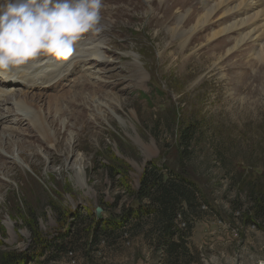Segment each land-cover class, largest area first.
Returning a JSON list of instances; mask_svg holds the SVG:
<instances>
[{
    "label": "rangeland",
    "instance_id": "374dc122",
    "mask_svg": "<svg viewBox=\"0 0 264 264\" xmlns=\"http://www.w3.org/2000/svg\"><path fill=\"white\" fill-rule=\"evenodd\" d=\"M129 1L139 17L132 22L122 15L125 3L102 0L101 19L121 11L120 35L101 37L99 24L83 35L100 42L106 59L83 63L65 87L14 88L12 99L10 89L2 93L10 103L0 114L9 117L25 91L59 97L67 110L48 123L52 146L25 118L24 126L15 123L20 117L13 124L0 118V264H172L155 249L147 225L141 222L137 233L130 212L151 164L187 172L209 201L194 229L210 223L222 230L216 241L189 237L181 264H264V217L252 200L264 189V62L250 50L230 56L209 46L211 29L182 51L181 36L164 38L150 27L146 0ZM192 1L200 6L187 0L188 8ZM222 57L228 59L224 81L214 72V60ZM133 65L143 79L134 78ZM83 73L98 90L82 84ZM73 79L78 87H71ZM73 94L83 98L68 103ZM12 125L16 132L3 129Z\"/></svg>",
    "mask_w": 264,
    "mask_h": 264
},
{
    "label": "bare ground",
    "instance_id": "6f19581e",
    "mask_svg": "<svg viewBox=\"0 0 264 264\" xmlns=\"http://www.w3.org/2000/svg\"><path fill=\"white\" fill-rule=\"evenodd\" d=\"M116 2L119 4L125 3L124 5L125 7L123 8V10L124 9L127 10L128 13H124L122 15L126 16L129 22L136 21L137 19H139V17L134 15V12L136 11L137 7L131 6L132 5L131 1L116 0ZM192 2L190 3L192 4ZM197 3H200V6L194 3L193 5L194 7L188 8L187 0H146L145 4L149 8V10L145 14L149 15L148 23L150 24V27H154L156 33L160 29L162 33V37L164 38L169 37L175 39V37H178V35L181 36L182 37L181 40H183L182 43L183 47L181 48L182 51L183 50L186 51L191 45V43H193L194 39H197L200 34H208L211 32L209 31V29H211L212 32L210 33V35H208L209 46L210 45L214 46L213 44H217L219 48H222L221 49L222 52L223 50H225L230 56L242 49L246 51L250 50V52L252 53V57H254V59L262 63L264 62V0H220L219 2L218 0H204V3H202V1L199 0ZM120 13L121 11L116 12V10H114L110 14L112 20L107 21L105 18H102L100 20L99 25H102L104 28V32L101 34V37H108V36L117 37L122 33L123 30L122 27L118 26V21L122 17ZM194 15H197L196 20L192 19ZM175 19L176 21L173 22V20ZM230 37H232L233 39L231 40ZM224 38H229L228 42H230V44L226 43L223 40ZM94 41H97L96 44L94 43ZM85 43L89 45L88 46L89 49L83 48ZM99 43L100 42L98 40L92 37L85 40L82 36L81 39L78 40L74 46L73 54L76 55L75 58L69 64L65 65V67L59 74H57L54 77H48L44 80L43 84L46 87L45 91H47L49 87L50 89L52 88L51 90H53V87L58 88L61 87L63 84H64L63 87H65L67 85V82L70 81L72 75H74L79 70L81 71L84 67L83 63H86V61H90L92 57H93L92 61L95 64H99V62H101L103 59H106V57L103 56V52H104V50H102L103 47L101 46V44L99 45ZM204 46L202 45V47ZM253 46H256L255 49L253 48ZM173 48L174 47L172 46V44L165 45V51L163 55L165 56V54H167ZM200 48L201 47H199L198 50ZM192 54L193 53L191 52L189 56L192 57ZM193 55L195 57L198 56L197 53L196 55L195 54ZM207 60L210 59L208 58ZM139 61L140 59L138 58V62ZM225 61H228L227 57L217 58L214 60V63L216 64L214 68V72H216L220 76L222 81L226 80L225 79L226 74L222 70V65L225 64ZM231 64L230 67H232ZM18 68L21 67L18 66ZM133 68L134 69L132 71H133V75H135L134 78H136L137 80L143 79L144 74L142 72L138 73L137 66L133 65ZM40 71L43 72V69ZM40 71L36 72V74H40L41 73ZM238 77H240L239 81H245L243 74H239ZM80 78L84 80V82L82 83L83 85L85 86L90 85V88L95 87L96 90H98V86L95 83H90L89 76H85V73H83L81 76L78 77V79ZM54 82L55 84L53 85ZM73 85L74 87H78L74 79L71 84V87H73ZM43 89L45 88L43 87L42 90ZM25 90L30 92L35 91L29 89H25ZM2 92L4 94L7 91H0V93ZM22 92L23 91H21V93ZM60 92L63 91L60 90ZM7 93H8L7 96H10L11 99L12 96L14 97L12 89H10V91H8ZM40 93H41L40 95L30 96L29 92L26 91L23 92L22 93L23 95H21L22 98H20L19 103H17V105H15L14 107L16 112H12L13 115L12 116L10 115L9 117V113L4 111L3 113L0 114V118L2 120H6V122H10L11 124H13L15 120L14 117L17 118L20 117L21 118L20 121L18 120L17 122H15L17 126H24L25 121L23 119L25 118L29 122V124L32 123V128L36 129L37 132L40 133L41 137L52 146L53 138L51 135L53 132L49 131L50 127L48 123L51 121L53 124L57 119L59 120V116L61 115V113L64 112V110H67V107H65L63 104L60 103L61 98L55 96L47 97L43 95L45 94L44 92H40ZM67 94L68 93H64L61 95L62 97H64V95ZM244 94L246 95L247 92H244ZM77 96L83 98L81 94H73L70 96L68 103L76 104ZM8 103H10V100L1 99L0 109L5 110ZM44 108H47V112H42V109ZM3 129L4 130L8 129V130H12L13 132H16L18 128L12 125L11 127H4ZM10 137L11 136H9V138ZM36 140L40 141L41 139H36ZM54 147L57 149V146ZM62 151L65 156L71 153L70 147L63 148Z\"/></svg>",
    "mask_w": 264,
    "mask_h": 264
},
{
    "label": "clouds",
    "instance_id": "9594fccd",
    "mask_svg": "<svg viewBox=\"0 0 264 264\" xmlns=\"http://www.w3.org/2000/svg\"><path fill=\"white\" fill-rule=\"evenodd\" d=\"M102 7V0H0V72L37 57H71L97 30Z\"/></svg>",
    "mask_w": 264,
    "mask_h": 264
},
{
    "label": "trees",
    "instance_id": "16d2710c",
    "mask_svg": "<svg viewBox=\"0 0 264 264\" xmlns=\"http://www.w3.org/2000/svg\"><path fill=\"white\" fill-rule=\"evenodd\" d=\"M182 137L186 146L190 147V134L186 132ZM135 195L139 204L130 212L137 221V233L144 229L140 227V223H144L150 229L155 249L167 254L172 264L188 260L187 242L192 236L195 221L203 218L204 210L209 207L200 185L185 171L151 164L146 168ZM252 200L264 217V189L257 200L253 197ZM181 224H184L185 230L181 229Z\"/></svg>",
    "mask_w": 264,
    "mask_h": 264
},
{
    "label": "crops",
    "instance_id": "0c3cea01",
    "mask_svg": "<svg viewBox=\"0 0 264 264\" xmlns=\"http://www.w3.org/2000/svg\"><path fill=\"white\" fill-rule=\"evenodd\" d=\"M220 226L217 224L203 223L198 224L193 230L192 240L196 242H202L206 240L216 241L222 238V234H219Z\"/></svg>",
    "mask_w": 264,
    "mask_h": 264
},
{
    "label": "water",
    "instance_id": "95a60500",
    "mask_svg": "<svg viewBox=\"0 0 264 264\" xmlns=\"http://www.w3.org/2000/svg\"><path fill=\"white\" fill-rule=\"evenodd\" d=\"M99 212H100V210H99Z\"/></svg>",
    "mask_w": 264,
    "mask_h": 264
}]
</instances>
